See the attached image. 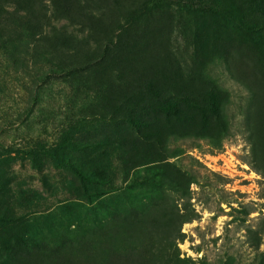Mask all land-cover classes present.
Here are the masks:
<instances>
[{"label":"rangeland","instance_id":"obj_1","mask_svg":"<svg viewBox=\"0 0 264 264\" xmlns=\"http://www.w3.org/2000/svg\"><path fill=\"white\" fill-rule=\"evenodd\" d=\"M144 1L43 0L45 34L107 49L82 73L42 79L52 64L40 47L16 63L0 50V213L46 217L51 229L17 264H264L253 137L264 109V33L235 23L260 16L244 0H171L152 10ZM151 87L167 106L139 110L148 147L127 146L123 130L112 185L99 192L112 214L92 222V197L67 164L84 170L77 159L92 165V143L122 131L107 96L112 105L122 92L145 101ZM56 148L62 164L46 153Z\"/></svg>","mask_w":264,"mask_h":264},{"label":"trees","instance_id":"obj_2","mask_svg":"<svg viewBox=\"0 0 264 264\" xmlns=\"http://www.w3.org/2000/svg\"><path fill=\"white\" fill-rule=\"evenodd\" d=\"M244 1L248 5L249 10L254 14H258L260 19L251 25L236 20V25L255 34L264 33V0ZM54 3L59 5L57 1ZM170 3L171 0H145L143 7L146 10H152ZM42 6L43 0H0V50L4 52L6 60L13 63L22 62L30 52L35 51L36 47H40L42 51L37 54L38 57L49 60L50 64H52L49 70L41 74L42 79H48L69 77L82 73L106 57V48L100 52L92 53L91 45L87 40L45 34L43 32L44 18L38 15ZM28 43L33 47L29 51ZM66 50H73L74 54L63 60L61 55ZM20 52L25 55V58H21L18 55ZM48 56L50 57L49 59L47 58ZM53 56L55 60H52ZM41 90L42 86L37 85L36 92L32 97L33 103H37L38 98L41 96ZM146 94L147 99L141 101L137 94L134 96L122 92L120 96L122 98L117 97L115 99L117 104L115 105L108 104L113 99L107 96L105 105L109 109L107 111L109 120L112 126L121 127L122 131H118L102 142L92 143V165L77 159L78 166H80L79 162L82 165H86L84 170L78 168L77 164L73 167L70 166L71 164H67L79 178L81 188L85 192L86 197L90 195L92 197V206L94 204L92 222H101V217L104 218L102 221H105L112 214V211L108 213L105 210L109 201L103 199L99 192L102 186L112 185L108 178L109 161L110 157L117 151V145L123 147L124 143H126L122 136L125 135L130 138L131 142L127 146L132 149L148 147L150 142L145 139L146 134L143 131L145 125L139 110L144 109V105L149 103H157L158 106L164 109L167 106L166 98L163 96L162 91L157 93L151 87V89L146 90ZM109 98L110 101L107 102ZM127 107H129V111H127ZM32 109L30 107L28 112L32 111ZM254 116L258 118L254 126L255 131H253V137L255 138L254 151L257 157L254 167L264 177V109L261 116H259L258 111L255 112ZM123 130L124 135H122ZM260 136L263 137V143L260 141ZM61 152L63 151L56 148L53 152L46 153L62 164L65 160H63L64 156L62 158ZM90 185L92 186L91 194L88 192ZM104 195H106V192L102 196ZM74 207H76L74 209L76 214L81 215L84 213L79 207ZM113 208L114 205L111 206V209ZM103 211L104 215L100 216ZM76 220L79 219L76 217ZM96 225L94 228L102 226ZM49 228L46 217H43L41 221H37L28 218L26 215L2 211L0 213V264H17L20 260L26 258L31 250L39 246L44 231L50 232L51 229Z\"/></svg>","mask_w":264,"mask_h":264}]
</instances>
